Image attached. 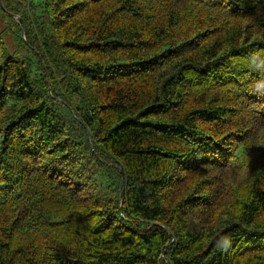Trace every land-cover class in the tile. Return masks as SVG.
<instances>
[{"label":"trees","instance_id":"1","mask_svg":"<svg viewBox=\"0 0 264 264\" xmlns=\"http://www.w3.org/2000/svg\"><path fill=\"white\" fill-rule=\"evenodd\" d=\"M0 264H264V0H0Z\"/></svg>","mask_w":264,"mask_h":264}]
</instances>
